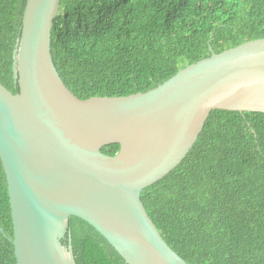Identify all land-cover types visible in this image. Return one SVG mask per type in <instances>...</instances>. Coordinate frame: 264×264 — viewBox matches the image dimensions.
<instances>
[{"label":"water","instance_id":"1","mask_svg":"<svg viewBox=\"0 0 264 264\" xmlns=\"http://www.w3.org/2000/svg\"><path fill=\"white\" fill-rule=\"evenodd\" d=\"M60 14L61 0H27L14 51L19 93L0 83L17 264H78L73 217L126 264H188L162 237L142 193L182 164L213 111L264 114V38L213 53L148 92L82 100L54 62ZM111 145L120 146L114 157L102 152Z\"/></svg>","mask_w":264,"mask_h":264},{"label":"trees","instance_id":"2","mask_svg":"<svg viewBox=\"0 0 264 264\" xmlns=\"http://www.w3.org/2000/svg\"><path fill=\"white\" fill-rule=\"evenodd\" d=\"M26 3L0 0V83L13 94ZM263 38L264 0H61L52 54L68 88L88 100L148 92L213 53ZM142 201L188 264H264V114L213 111L187 158ZM70 226L78 264H126L90 224L73 217ZM13 239L0 158V264H17Z\"/></svg>","mask_w":264,"mask_h":264}]
</instances>
